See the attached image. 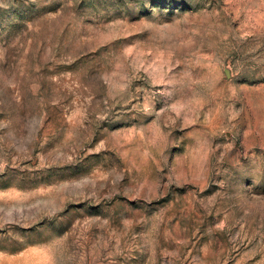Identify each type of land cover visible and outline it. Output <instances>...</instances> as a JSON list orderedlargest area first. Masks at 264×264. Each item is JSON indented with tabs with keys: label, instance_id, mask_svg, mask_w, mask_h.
Wrapping results in <instances>:
<instances>
[{
	"label": "rangeland",
	"instance_id": "374dc122",
	"mask_svg": "<svg viewBox=\"0 0 264 264\" xmlns=\"http://www.w3.org/2000/svg\"><path fill=\"white\" fill-rule=\"evenodd\" d=\"M0 264H264V0H0Z\"/></svg>",
	"mask_w": 264,
	"mask_h": 264
}]
</instances>
